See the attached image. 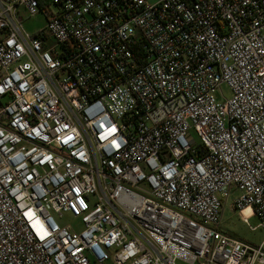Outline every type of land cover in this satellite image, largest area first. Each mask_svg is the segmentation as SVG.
Wrapping results in <instances>:
<instances>
[{"label":"built area","instance_id":"built-area-1","mask_svg":"<svg viewBox=\"0 0 264 264\" xmlns=\"http://www.w3.org/2000/svg\"><path fill=\"white\" fill-rule=\"evenodd\" d=\"M231 197L264 231V0H0V264H264Z\"/></svg>","mask_w":264,"mask_h":264},{"label":"rangeland","instance_id":"rangeland-1","mask_svg":"<svg viewBox=\"0 0 264 264\" xmlns=\"http://www.w3.org/2000/svg\"><path fill=\"white\" fill-rule=\"evenodd\" d=\"M150 4L156 3L160 0H148ZM23 24L25 29L30 34H36L46 28L47 20L46 17L42 14H39L34 17H24L23 18ZM224 93L226 96H230L229 89L224 86L223 87ZM190 138L196 143H200V138L198 135L192 131ZM231 197L226 205V209L224 211L223 215V223L222 228L223 230L229 234L230 236L241 239L247 242H251L256 245H260L264 241V231L262 229H256L251 230L243 221L241 218L240 213L236 212L235 210L231 209L232 204ZM57 222L61 226L71 225L73 226L77 231L82 230V224L80 220L74 219L70 214L66 213L64 214L63 218H58L57 215L53 214ZM249 223L252 227L257 226L260 223V220L256 217H252L249 220ZM177 264H184L182 261L178 260Z\"/></svg>","mask_w":264,"mask_h":264}]
</instances>
